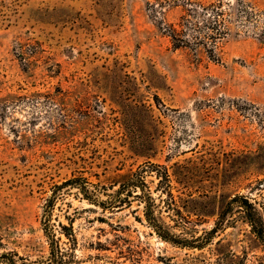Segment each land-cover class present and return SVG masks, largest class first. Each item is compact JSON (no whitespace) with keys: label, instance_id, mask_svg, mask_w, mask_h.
<instances>
[{"label":"rangeland","instance_id":"obj_1","mask_svg":"<svg viewBox=\"0 0 264 264\" xmlns=\"http://www.w3.org/2000/svg\"><path fill=\"white\" fill-rule=\"evenodd\" d=\"M0 264H264V0H0Z\"/></svg>","mask_w":264,"mask_h":264},{"label":"trees","instance_id":"obj_2","mask_svg":"<svg viewBox=\"0 0 264 264\" xmlns=\"http://www.w3.org/2000/svg\"><path fill=\"white\" fill-rule=\"evenodd\" d=\"M172 40H173V37H172ZM183 45H178V44H174L173 47L175 49L177 48H180L182 47ZM78 184V180L77 179H74V180H69V181H66L65 183H63L62 187H68V186H74V185H77ZM144 185L143 181H142V178H141V175L140 174H135V176L133 178H128V179H125L121 184H119L120 186V190H118L116 193L118 194L119 191H123L124 189L126 188H135V189H139L140 186ZM61 187H58L57 189H60ZM80 190L81 189H84V186H80L79 187ZM86 200H89L91 202H95L97 203V201L93 198V195H89L88 191H85L84 192V195H83ZM107 197L109 198L110 195L108 194ZM133 197L135 198H138L139 195H134ZM147 198L148 200L152 201L151 197L149 194H147ZM55 201V193L53 194L52 198L48 199L44 205V215L42 217V222L45 226V232L46 234H50L49 233V216L48 214L50 213L52 207H53V203ZM122 202V201H120ZM107 205H111V204H115L114 202H112L111 200L110 201H107L106 202ZM105 203L103 202L102 205H104ZM144 216H145V219L146 221H148V223L151 225L152 228H154V230H159L160 229V226L158 225L155 217H154V213L153 211H150V210H146L145 213H144ZM62 230L66 229L64 226H61ZM52 242H53V239H52ZM60 251H58V249L56 248V253H59Z\"/></svg>","mask_w":264,"mask_h":264}]
</instances>
